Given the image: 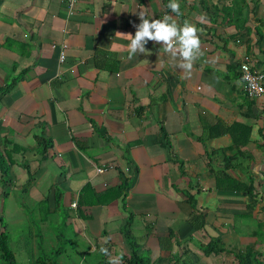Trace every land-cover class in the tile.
<instances>
[{
	"label": "crops",
	"instance_id": "obj_1",
	"mask_svg": "<svg viewBox=\"0 0 264 264\" xmlns=\"http://www.w3.org/2000/svg\"><path fill=\"white\" fill-rule=\"evenodd\" d=\"M64 1L0 0V142L31 147L40 133L51 140L45 162L30 161L34 179L25 191L20 154L10 153L1 225L4 212L25 209L28 198V213L51 214L58 182L66 223L93 250L126 257L120 228L128 220L138 253L151 264H235L232 252H261L264 94L243 95L237 63L249 54L264 73V0H178L177 22L201 30L204 52L188 78L151 41L150 54L126 59L124 33L134 34L139 12L171 14L163 0H75L68 15ZM58 42L66 44L60 65L50 47ZM233 123L249 129L245 144L233 143ZM245 133L237 128V141ZM101 164L113 168L94 173ZM123 167L129 179L121 195ZM84 184L97 201L72 207ZM196 212L199 228L188 221ZM214 239L229 252L203 254Z\"/></svg>",
	"mask_w": 264,
	"mask_h": 264
},
{
	"label": "trees",
	"instance_id": "obj_2",
	"mask_svg": "<svg viewBox=\"0 0 264 264\" xmlns=\"http://www.w3.org/2000/svg\"><path fill=\"white\" fill-rule=\"evenodd\" d=\"M163 4L165 6L168 4L167 0H163ZM231 128L233 133L231 134V138L233 143L239 145H243L248 140V131L249 129L241 124L233 123L231 124ZM238 129H245L246 133L244 138L240 141H237L236 138V130ZM225 131L228 132V128H224ZM235 132V133H234ZM33 137V145L31 147H22L18 146L17 144H14L11 142V140L7 139L6 137L2 138L0 142V182L7 181V169L9 165L12 163L13 160L10 158V153L18 151L20 154V165L25 173V184H23L22 191H25L30 187V185L33 182L34 179V171L30 168V161L35 160L37 163V166H40L45 162V160L48 158V151L51 148V140L44 136V134H35ZM6 144H10L11 149L6 150L4 146ZM5 160V161H4ZM128 177H125L123 175H119V182L116 185L117 192L124 194L126 189L128 188ZM4 183V184H5ZM3 185V184H2ZM3 189L7 190L8 186L4 187ZM252 189V188H251ZM62 192L58 188V182L53 185L52 190V203H53V209L52 213L50 214L49 211H47L49 217H52L53 215H57V211L59 212V209H63L62 205ZM188 200H192L191 197L188 198ZM97 201V196L95 192H93L90 187L87 184L82 185V187L79 189L76 200H75V206L80 207L83 204H92ZM193 204L191 203V206ZM45 218V214H44ZM50 219V218H49ZM48 220V219H47ZM189 223L193 228H199L203 225V215L199 212L189 214L188 218ZM50 223V221H48ZM0 229V259L3 264H17L14 258V252L9 247V237L7 234V231L4 229V226L1 225ZM120 233L122 234L125 244L128 248V254H126V257L123 256V264H151L150 260L141 254L138 253L137 244L134 243L130 230H129V221L125 220L124 224L120 228ZM39 236V235H38ZM39 239L41 237L39 236ZM166 248V247H165ZM97 248H94V250ZM100 249V248H99ZM201 250L203 254H209V253H228L229 251L226 250L222 245L219 244L217 239L211 240L207 242L206 244H203L201 246ZM233 259L236 261L235 264H264V261L262 258H264V249L260 252L257 250H253L251 248H246L242 251L231 253ZM46 255H41L36 258H34L31 262V264H51L53 261H51L48 257H45ZM263 256V257H262ZM262 257V258H261Z\"/></svg>",
	"mask_w": 264,
	"mask_h": 264
},
{
	"label": "rangeland",
	"instance_id": "obj_3",
	"mask_svg": "<svg viewBox=\"0 0 264 264\" xmlns=\"http://www.w3.org/2000/svg\"><path fill=\"white\" fill-rule=\"evenodd\" d=\"M11 190L14 191L13 188ZM24 202L27 204L25 209L16 206L13 210L16 218L8 211L4 212L2 218L9 236V247L14 252L17 264H31L34 258L41 255L53 261L51 264H107L103 261L106 255L99 248L91 249L80 228L74 230L66 223V214L61 208L52 217L44 209L42 215L45 214V218L42 219L35 216V212L26 211L32 208L29 207L32 203L29 198ZM11 215L16 220H10ZM23 218L24 222L21 223ZM0 264H3L1 259Z\"/></svg>",
	"mask_w": 264,
	"mask_h": 264
},
{
	"label": "clouds",
	"instance_id": "obj_4",
	"mask_svg": "<svg viewBox=\"0 0 264 264\" xmlns=\"http://www.w3.org/2000/svg\"><path fill=\"white\" fill-rule=\"evenodd\" d=\"M166 8L170 10L171 14L166 13L159 19L148 18L144 12L137 14L139 23L133 25L135 28L134 34L124 33L128 40L124 49L127 52L126 59L131 60L137 54H150V50L145 45L151 41L162 45L163 52L170 57L172 62L178 60V63H174V66L182 70V78H188L191 76L194 62L204 55L201 49L200 36L198 35L201 30L187 20L183 23L177 22L176 17L182 15L178 0H169ZM120 172L127 177L126 172H123V168ZM72 207H75V201ZM105 243H107V240H105ZM100 252L108 256V264H123L122 252L112 255L105 247H101Z\"/></svg>",
	"mask_w": 264,
	"mask_h": 264
},
{
	"label": "built area",
	"instance_id": "obj_5",
	"mask_svg": "<svg viewBox=\"0 0 264 264\" xmlns=\"http://www.w3.org/2000/svg\"><path fill=\"white\" fill-rule=\"evenodd\" d=\"M75 0H65L63 2L65 6L66 14H70L73 6H74ZM61 31H64L63 29ZM51 48H54L57 50V64L60 65L63 63L65 59V50H66V44L64 42L59 43H51ZM59 72L60 70L57 69V72L54 75L55 79L59 78ZM237 72L238 77L241 82V89L243 92V95L246 98L254 99L258 96H261L264 94V73L258 69H256L253 65V60L249 54H242L239 57L238 63H237ZM112 165H95L93 167L94 173L99 174L107 169H112ZM128 168L123 167V172H127ZM104 185V184H103ZM71 206H74V202L70 204Z\"/></svg>",
	"mask_w": 264,
	"mask_h": 264
}]
</instances>
